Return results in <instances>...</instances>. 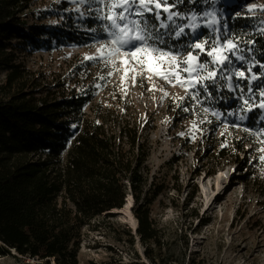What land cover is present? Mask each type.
<instances>
[{"label":"rangeland","instance_id":"obj_1","mask_svg":"<svg viewBox=\"0 0 264 264\" xmlns=\"http://www.w3.org/2000/svg\"><path fill=\"white\" fill-rule=\"evenodd\" d=\"M250 5H264V0H219L216 7L224 10V19L214 27L223 30L226 21L243 41L254 40V51L244 54L264 63V35L259 34V29L264 28V10L256 7L249 11ZM193 7L197 12L211 11V6L202 0L196 5L185 0L179 10ZM76 8L72 0H28L20 14L26 27L45 26L49 31L57 29L56 34L61 35L55 38L49 32L33 45L13 39L17 43L15 55L27 72L40 77L42 84H57L51 88L57 94L89 92L94 103L115 109L122 117L139 119L142 133L151 145L148 183L160 190L150 210L164 243L161 264H264V161L259 159L264 155L260 151L264 148V135L257 134L264 129V110L255 109L241 121L239 117L245 115L243 100L237 99L241 93L239 89L230 91L226 79L209 84L207 92L197 85L186 94L175 80L166 83L147 71L140 75L139 66L131 59L127 66L137 68V72L126 75V65L121 60L127 58V48L112 57L115 66L106 64L104 58L85 60V55H95L99 45L110 38L100 29L101 23L106 22L94 19V12L87 15L86 5H80L79 12ZM81 12L85 13L83 18ZM236 13L245 20L236 21ZM207 19L210 17L201 16L197 21L201 24L200 39L212 33L204 26ZM88 21L93 24L90 28L86 26ZM177 23L184 26L188 20ZM185 33L179 40H169L172 47L166 50L186 56L191 49L179 45L190 42L191 30L185 28ZM241 47L252 46L241 43ZM204 59L211 60L206 54ZM234 63L239 66L235 59ZM181 69L177 71L186 79L188 73ZM262 72L259 65L252 68V74L259 76L260 81H264ZM5 73L0 70V84ZM246 85L247 81L241 82L245 93ZM259 90L254 87L256 95L250 102H259ZM197 93L198 99H193ZM179 97L184 100L177 107ZM204 108L209 111L205 113ZM129 211L130 214H101L81 228L77 264H153L144 253L145 244L136 233L137 226L130 224V219L134 220L132 206ZM0 264L56 263L53 258L47 262L28 256L0 255Z\"/></svg>","mask_w":264,"mask_h":264},{"label":"trees","instance_id":"obj_2","mask_svg":"<svg viewBox=\"0 0 264 264\" xmlns=\"http://www.w3.org/2000/svg\"><path fill=\"white\" fill-rule=\"evenodd\" d=\"M27 1L0 0V255L77 264L81 228L130 193L144 253L161 264L164 243L150 210L160 190L148 183L151 145L139 119L94 103L89 92L57 94V84L25 70L13 39L33 45L61 35L27 28Z\"/></svg>","mask_w":264,"mask_h":264},{"label":"snow or ice","instance_id":"obj_3","mask_svg":"<svg viewBox=\"0 0 264 264\" xmlns=\"http://www.w3.org/2000/svg\"><path fill=\"white\" fill-rule=\"evenodd\" d=\"M72 2L77 4L75 11L79 12L80 5H86L87 15L92 16L94 12V19L106 22L101 23L100 29L110 38L99 45L95 55H85V60L92 61L104 58L106 64L110 63L115 66L116 60L112 57H115L122 49L127 48L129 51L124 53L127 58L121 60V63L126 65L124 69L126 75L129 72H137V68L127 66L129 59H131L139 66L140 75L147 71L166 83H172L175 80L177 84L185 88L186 94H188L189 88H196L197 85H200L207 92L209 84L216 85L221 80L226 79L230 91L239 89L241 93L237 97V99L243 100L242 108L245 115L239 117L241 121L255 109L264 110V81H260L259 76L252 74V68L256 65L264 70V63L256 60L255 56L244 54L254 51V40L243 41L240 34H234L230 30L226 21L223 24V30L214 27L224 19V10L216 7L219 0H202L205 5L211 6V11L205 10L203 12H197L194 7L184 12L180 11L179 7L185 3V0H72ZM187 3L196 5L198 0H187ZM92 5H97V7L93 8ZM256 7L264 10V5H250L248 10L252 11ZM236 15L239 16L240 13H236ZM80 16L83 18L85 13L81 12ZM201 16L210 17L204 26L211 29L212 33L205 39L199 38L198 29L201 24H198L197 21ZM178 20H188V23L180 26L177 23ZM261 23L264 24V20ZM185 28L191 30V40L186 44L179 45V47L191 49L187 51V55L179 56L174 54L172 50H166V48L171 49L172 47L169 40H179L186 35ZM91 31L96 32L97 29ZM259 34L264 35V28L259 29ZM241 43H246L252 47L244 49L241 47ZM205 54L211 58L210 61H205ZM234 59L239 62V66L234 63ZM181 64L185 65L182 69ZM163 65L169 67L162 68ZM209 65L212 67L210 68ZM177 69L188 73L187 78L181 77L180 71ZM116 70L119 71L120 69L117 68ZM131 78L133 81L136 80L135 75ZM148 78L151 79V76ZM205 81L208 83L206 84ZM243 81H247L246 93L244 87L241 86ZM258 81L259 83H256ZM254 87L260 89L258 103L250 102L256 95ZM160 90L163 91V88L161 87ZM164 95L167 96L168 93L164 92ZM245 95L248 97L247 99H244ZM198 96L199 93L193 95L192 98L198 99ZM183 100L184 97L178 98L177 107L181 106ZM184 110L187 111V109ZM203 111L207 113L209 109L204 108ZM261 119H264V115ZM192 127H196L195 123ZM245 131H249V129H245ZM257 134L264 135V129ZM180 135H184V133H180ZM260 151L264 152V148ZM259 159L264 161V155H261Z\"/></svg>","mask_w":264,"mask_h":264},{"label":"bare ground","instance_id":"obj_4","mask_svg":"<svg viewBox=\"0 0 264 264\" xmlns=\"http://www.w3.org/2000/svg\"><path fill=\"white\" fill-rule=\"evenodd\" d=\"M263 122H264V120H262L261 124H263ZM230 179H231V178H230ZM233 187H234V183H233L229 188L231 189V188H233ZM227 191H228V190H226V191L224 192V194H225ZM216 193H217V192H215V193L213 194V196H215ZM132 203H133L132 195H131L130 193H128V197H127L125 203L123 204V206L120 207V208H112L110 211H113V212H115V213L128 212V213L130 214L129 209H130V207L132 206ZM130 224H131L132 227L137 226V219H136L135 217H134V220H131V219H130Z\"/></svg>","mask_w":264,"mask_h":264},{"label":"water","instance_id":"obj_5","mask_svg":"<svg viewBox=\"0 0 264 264\" xmlns=\"http://www.w3.org/2000/svg\"><path fill=\"white\" fill-rule=\"evenodd\" d=\"M127 197H128V194L126 195V198H125V201H126V199H127ZM108 213H115V212H113V211H108Z\"/></svg>","mask_w":264,"mask_h":264}]
</instances>
